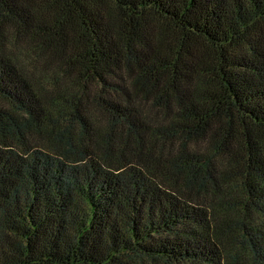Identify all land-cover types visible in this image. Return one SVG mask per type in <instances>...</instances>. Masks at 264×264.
Returning <instances> with one entry per match:
<instances>
[{"label":"trees","instance_id":"trees-1","mask_svg":"<svg viewBox=\"0 0 264 264\" xmlns=\"http://www.w3.org/2000/svg\"><path fill=\"white\" fill-rule=\"evenodd\" d=\"M0 264H264V0H0Z\"/></svg>","mask_w":264,"mask_h":264}]
</instances>
